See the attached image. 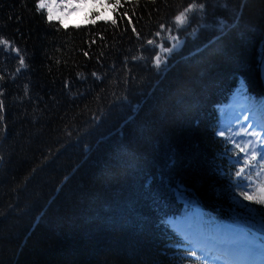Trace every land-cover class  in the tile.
Returning a JSON list of instances; mask_svg holds the SVG:
<instances>
[{
  "label": "trees",
  "instance_id": "1",
  "mask_svg": "<svg viewBox=\"0 0 264 264\" xmlns=\"http://www.w3.org/2000/svg\"><path fill=\"white\" fill-rule=\"evenodd\" d=\"M37 2L0 0V37L26 65L0 52V264L181 262L167 214L193 202L213 221L240 212L214 126L240 79L263 90L264 0H107L117 23L83 27L48 22ZM201 2L203 18L177 30L175 15ZM235 11L256 30L244 39ZM169 28L183 42L171 56L146 44L170 48Z\"/></svg>",
  "mask_w": 264,
  "mask_h": 264
},
{
  "label": "snow or ice",
  "instance_id": "2",
  "mask_svg": "<svg viewBox=\"0 0 264 264\" xmlns=\"http://www.w3.org/2000/svg\"><path fill=\"white\" fill-rule=\"evenodd\" d=\"M121 0H116V7H119ZM65 4L57 3L56 0H38L37 2V11L41 12L46 10V19L48 22L53 21L54 19H60L58 16H54V10L65 7ZM115 10V8H114ZM205 12V3L201 2L190 3L183 11H180L179 14L174 17V24L179 30L182 26L186 24H190L189 21V13H194L192 21L196 22L197 18L202 19L203 14ZM124 15H127L125 13ZM130 19V18H129ZM113 24H116V20L113 19L111 21ZM201 27H206V25L198 24L196 28L192 29L190 35H195ZM159 28L164 30L165 25L160 24ZM132 31L135 32V27L133 26ZM168 39L175 41L170 48H163V45H157L155 40L149 39L146 41V44L149 46H153V48L160 47L163 49L164 53H167L168 56L178 48H180L183 42L177 36H171V28L168 29ZM139 36V33H136ZM161 33L158 31L155 33L156 37H159ZM9 55L15 53V58L19 59V67L17 68V73L25 68L24 57L20 54V49L15 47L9 40L0 37V52L5 50H9ZM87 55V53H85ZM167 56L162 60L161 55L156 53L154 58L150 61L154 63L157 69H160L163 64L164 67H167ZM133 59H143V57H133ZM96 76L95 73L92 74ZM99 78V77H97ZM67 86V85H66ZM27 90V89H26ZM238 93L241 96H246V88L241 87L238 90ZM2 95V93H0ZM3 109V100L0 99V110ZM244 134L248 135L247 128L244 129ZM220 136H224L225 132L220 131L218 133ZM252 137L256 138V143L261 145L260 148L250 147V149L240 148V145H236L237 148H240L242 152H249L250 157L254 158L259 155L261 160H264V139L261 138L262 134H258L256 132H252L250 134ZM251 146L253 141L248 142ZM249 175H245V170L243 168L237 170L236 176L238 178L237 187L243 186L248 188L250 181V173ZM259 196L250 194V191H243L240 193L245 200L254 201L260 205H264V187L259 189ZM257 213H264V208L256 209ZM261 219L264 220V215L261 216ZM170 227H174L178 232L184 234V240L190 245L192 249H199L201 252V256L199 259L202 260L203 264H234L237 260L247 261L248 264H252L253 261L260 260V264H264V233H260L257 231H253L250 226H246L242 231L236 233H225L221 234L218 237V244H207L205 242L200 241L196 236L192 235L182 224L169 225ZM191 256L196 257L197 252L195 250L191 251Z\"/></svg>",
  "mask_w": 264,
  "mask_h": 264
},
{
  "label": "rangeland",
  "instance_id": "3",
  "mask_svg": "<svg viewBox=\"0 0 264 264\" xmlns=\"http://www.w3.org/2000/svg\"><path fill=\"white\" fill-rule=\"evenodd\" d=\"M57 3L65 4L66 6L60 9L54 10V16H58L60 19H54L56 21L61 22L64 25H76L80 26L84 23H91V20L86 19V14H88L92 7L96 8L100 13L102 12V15H100V19L104 21H112L114 19L113 12L111 10V6L107 5L104 0H99L95 4H92L90 0H56ZM46 11V10H45ZM233 32H235L234 29L231 28ZM256 31L254 28L250 26H246V29H236L239 32V35L243 37V39L247 36V32ZM235 32V33H236ZM248 38V37H247ZM249 43V41L247 42ZM236 62V65L239 67H242L244 64L242 63V60H234ZM251 65V64H250ZM245 66V65H244ZM128 68V67H127ZM259 77V76H258ZM255 80L254 78H251V81L253 82ZM260 81V77H259ZM171 93H174L173 91H169ZM234 108V107H232ZM235 109V108H234ZM255 109H257L255 107ZM256 111V110H255ZM237 116V113H234L232 117L225 123V125H228L230 127H235L236 133L234 134V140L235 143L242 146L245 149H250L247 147L249 145V141H254V138L250 135L244 134V123L242 121H237L233 117ZM247 146H246V145ZM251 147L258 148V146L252 145ZM247 155H249V152H245ZM234 200L239 201L241 204H243L238 198H234ZM251 211V208H250ZM253 211V210H252ZM201 216L200 210H194L192 215L189 217V221L193 218H199ZM180 224L186 225L188 220L186 218H182L181 220H178ZM183 221V222H182ZM176 223V220H175ZM218 230V228H216ZM224 232V231H222Z\"/></svg>",
  "mask_w": 264,
  "mask_h": 264
},
{
  "label": "water",
  "instance_id": "4",
  "mask_svg": "<svg viewBox=\"0 0 264 264\" xmlns=\"http://www.w3.org/2000/svg\"><path fill=\"white\" fill-rule=\"evenodd\" d=\"M260 76L264 84V60L261 62V65H260Z\"/></svg>",
  "mask_w": 264,
  "mask_h": 264
},
{
  "label": "bare ground",
  "instance_id": "5",
  "mask_svg": "<svg viewBox=\"0 0 264 264\" xmlns=\"http://www.w3.org/2000/svg\"><path fill=\"white\" fill-rule=\"evenodd\" d=\"M179 222V221H178ZM183 222V221H182ZM243 261V260H242ZM241 261V262H242ZM244 262V264H248V262L247 261H243ZM253 264H255V263H257L256 261H254V262H252Z\"/></svg>",
  "mask_w": 264,
  "mask_h": 264
}]
</instances>
